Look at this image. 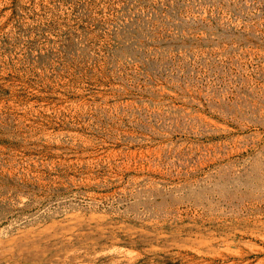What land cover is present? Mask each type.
I'll use <instances>...</instances> for the list:
<instances>
[{"label": "rangeland", "instance_id": "374dc122", "mask_svg": "<svg viewBox=\"0 0 264 264\" xmlns=\"http://www.w3.org/2000/svg\"><path fill=\"white\" fill-rule=\"evenodd\" d=\"M0 264H264V0H0Z\"/></svg>", "mask_w": 264, "mask_h": 264}]
</instances>
